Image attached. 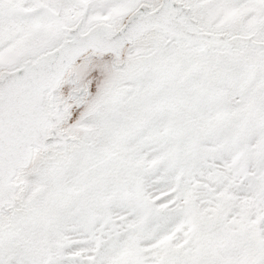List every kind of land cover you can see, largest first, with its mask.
Here are the masks:
<instances>
[{
	"label": "snow or ice",
	"instance_id": "1",
	"mask_svg": "<svg viewBox=\"0 0 264 264\" xmlns=\"http://www.w3.org/2000/svg\"><path fill=\"white\" fill-rule=\"evenodd\" d=\"M0 264H264V0H0Z\"/></svg>",
	"mask_w": 264,
	"mask_h": 264
}]
</instances>
